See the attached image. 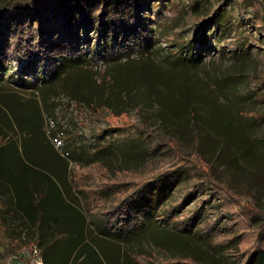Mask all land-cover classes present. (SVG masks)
Listing matches in <instances>:
<instances>
[{"label": "rangeland", "instance_id": "374dc122", "mask_svg": "<svg viewBox=\"0 0 264 264\" xmlns=\"http://www.w3.org/2000/svg\"><path fill=\"white\" fill-rule=\"evenodd\" d=\"M172 2L171 9L157 15L139 0L140 15L149 24L151 46L146 51L136 50L129 58L119 55L102 61L84 56L71 67L63 66L65 70L56 81L52 77L54 68L46 61L33 64L30 56L13 58L0 71L2 101L19 110L27 109V115L34 119L39 112L50 144L69 160L68 183H73L82 209L85 201H90L89 205L98 207L94 211H101L105 202L93 200H105L102 191L183 166L197 181L204 180L213 169L226 186L228 193L217 191L216 197L208 191L201 197L208 200L205 208L210 221L220 218L223 223L225 230L218 229L221 234L214 237V242L225 248L210 240L176 234L165 226L170 233L160 230L128 247L120 248L105 239V257L97 251L105 264H119L127 251L142 253L137 260L146 264H229L241 249L259 242L261 220L252 210L264 214V31L241 24L237 4L226 2L221 8L227 11L225 18L229 19L231 8L235 9L229 33L219 32L211 38L207 33L208 39L194 42L199 37V14L189 8L191 0ZM240 3L253 5L247 8L249 13H264V0ZM179 9L183 11L180 15ZM119 34L103 40L95 37L90 45L96 40L121 44L125 38ZM238 36L249 37L251 46L245 52L242 45H236ZM180 44L188 51L177 58ZM0 125L11 132L5 121L0 120ZM33 128L30 144L32 149L38 147L37 156L43 158L38 165L46 167L44 157L48 152L52 156V149L45 144L37 121ZM75 152L80 156L79 163L70 156ZM94 153L99 162L88 164ZM63 166L59 163L58 169ZM80 189L86 194L77 192ZM176 194L179 197L182 191L176 190ZM219 211L235 216L232 221L226 220ZM251 215L256 217L252 223ZM210 226H205L206 231L212 230ZM89 227L90 221L84 230L86 238ZM234 232L242 233L245 239L239 253L227 249L233 244L228 240ZM155 242L165 243L166 249H158ZM17 243L8 239L0 226V264H23L25 259L28 264H42L33 244ZM100 244L99 240L94 245ZM11 249L17 252L7 256ZM128 261L136 264L129 255Z\"/></svg>", "mask_w": 264, "mask_h": 264}, {"label": "trees", "instance_id": "16d2710c", "mask_svg": "<svg viewBox=\"0 0 264 264\" xmlns=\"http://www.w3.org/2000/svg\"><path fill=\"white\" fill-rule=\"evenodd\" d=\"M143 1L157 15L174 5L172 0ZM138 2L139 0H0V71L13 58L20 60L30 56L33 64L46 61L48 67L55 69L52 77L56 81L65 70L63 66L69 64L71 67L84 56L105 61L117 59L119 55L129 58L136 50L146 51L151 46V32L149 24L147 26L140 15ZM226 2L231 6L237 4L241 24L264 31V13L247 11V8H254L252 4H243L240 0H191L189 8L199 14L200 18L196 23H201L196 28L199 37L194 42L208 39L207 33L210 38L219 32L229 33L234 25L231 16L234 18L232 13L235 9L231 8L230 18H225L227 11H222L221 8ZM181 12L182 9H179L177 14L180 15ZM119 33L125 38L121 44L110 45L96 40L94 45H90L95 37L103 40L104 37H116ZM236 40V45H242L243 52L248 45L251 46L249 37L238 36ZM85 44L87 47L84 48ZM186 47L180 44L175 57H183L188 51ZM0 104L3 105L0 120L5 121L11 131L8 133L0 125V209H3L0 210V226L8 239L23 246L33 244L40 252L43 264H105V258L100 259L97 252L100 250L105 257V239L112 240L120 248L128 247L142 237H149L151 233L153 236L160 230L170 233L165 230V226L176 234L210 240L211 244L225 248L214 242V237L221 234L218 229H224L223 223H220V218L210 221L205 208L208 200L201 198L208 191H212L216 197L219 196L217 191L228 193L213 169L212 174L206 173L204 180L200 181L194 180L191 172L183 166L125 187L117 185L116 190L102 191L105 200L94 197V202H105V208L101 211H94L98 207H93V203L89 205L90 201H85V209H82L73 183H68L69 160L50 144L42 115L36 112L37 118L34 119L27 115V109L19 110L12 104H5L2 96ZM34 109L37 110V107ZM36 121L37 128L42 130L45 144L52 149V156L49 157L50 152L45 154L46 167L38 165V161H43V158L37 156L38 147L32 149V143L30 144ZM77 154L75 152L70 156L74 162L79 163L80 156ZM98 162L97 153L91 154L88 164ZM59 163L64 165L61 170L58 169ZM109 190L114 193L107 197L111 193ZM176 190H181L182 195L178 197ZM77 192L85 193L81 189ZM195 201V207L186 209ZM252 211L261 220L257 228L259 242L241 249L240 254L232 256L233 260L229 264H264V214L258 209ZM218 215L230 221L235 216L221 211ZM255 219L251 215L250 222ZM5 221L7 223L4 225ZM88 221L91 222V227L86 238L84 230ZM207 225H211L212 230L206 231ZM233 234L228 240V243L233 244L227 249H235L239 253L245 239L242 233ZM25 237L32 239L25 241ZM99 240L102 244L96 247L95 241ZM164 244L155 242L156 247L161 250L166 249ZM15 249H11L7 256L15 255ZM128 255L134 263L146 264L137 260L142 253L135 256L128 254V251L124 255V261L119 264H131ZM26 260L23 264H28Z\"/></svg>", "mask_w": 264, "mask_h": 264}, {"label": "built area", "instance_id": "2783aa9c", "mask_svg": "<svg viewBox=\"0 0 264 264\" xmlns=\"http://www.w3.org/2000/svg\"><path fill=\"white\" fill-rule=\"evenodd\" d=\"M34 250H35L34 252H35L36 254L38 253V255H39V256H37V260L40 261V262L43 264V262H42V258H41V255H40V252H39L36 248H34Z\"/></svg>", "mask_w": 264, "mask_h": 264}]
</instances>
